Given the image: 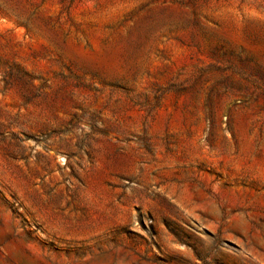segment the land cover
<instances>
[{
  "label": "rangeland",
  "instance_id": "1",
  "mask_svg": "<svg viewBox=\"0 0 264 264\" xmlns=\"http://www.w3.org/2000/svg\"><path fill=\"white\" fill-rule=\"evenodd\" d=\"M0 264H264V0H0Z\"/></svg>",
  "mask_w": 264,
  "mask_h": 264
},
{
  "label": "bare ground",
  "instance_id": "2",
  "mask_svg": "<svg viewBox=\"0 0 264 264\" xmlns=\"http://www.w3.org/2000/svg\"><path fill=\"white\" fill-rule=\"evenodd\" d=\"M118 50H113L110 52H103L100 53L99 55L94 59H89V58H83L85 63H88L90 65H105V67H114V64L116 63V59L118 57ZM82 57V56H81Z\"/></svg>",
  "mask_w": 264,
  "mask_h": 264
}]
</instances>
